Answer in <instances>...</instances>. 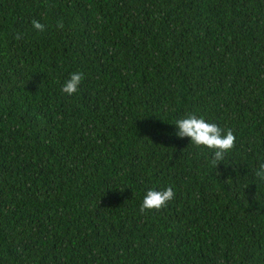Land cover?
I'll return each mask as SVG.
<instances>
[{
    "label": "trees",
    "instance_id": "trees-1",
    "mask_svg": "<svg viewBox=\"0 0 264 264\" xmlns=\"http://www.w3.org/2000/svg\"><path fill=\"white\" fill-rule=\"evenodd\" d=\"M261 164L264 0H0V264H264Z\"/></svg>",
    "mask_w": 264,
    "mask_h": 264
},
{
    "label": "clouds",
    "instance_id": "clouds-1",
    "mask_svg": "<svg viewBox=\"0 0 264 264\" xmlns=\"http://www.w3.org/2000/svg\"><path fill=\"white\" fill-rule=\"evenodd\" d=\"M33 27L36 30L44 31L45 26L38 21H33ZM84 79L82 72H73L70 79L66 80L62 86V92L67 96L78 93ZM178 131L176 135L179 138H189L190 143L197 147H204L211 150L214 154V162L222 160L226 152L234 146L235 136L231 130L225 131L216 123L209 122L204 118H198L196 115H188L175 123ZM256 176L264 179V164H261L256 170ZM175 193L172 187L156 190L149 189L143 196L141 211H149L165 207L167 203L174 199Z\"/></svg>",
    "mask_w": 264,
    "mask_h": 264
}]
</instances>
